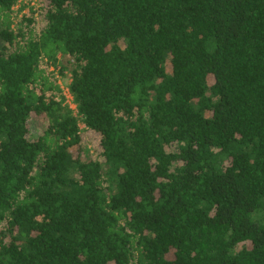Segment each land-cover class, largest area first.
Masks as SVG:
<instances>
[{"label":"trees","instance_id":"16d2710c","mask_svg":"<svg viewBox=\"0 0 264 264\" xmlns=\"http://www.w3.org/2000/svg\"><path fill=\"white\" fill-rule=\"evenodd\" d=\"M31 2L0 0V264H264V0Z\"/></svg>","mask_w":264,"mask_h":264},{"label":"rangeland","instance_id":"374dc122","mask_svg":"<svg viewBox=\"0 0 264 264\" xmlns=\"http://www.w3.org/2000/svg\"><path fill=\"white\" fill-rule=\"evenodd\" d=\"M32 2H31V4L33 5H35V0H31ZM24 3H26L27 4V2H24ZM24 12H26V11H24ZM59 83H60V86H61V89H62V91H63V94H64V96H65V102H66V104L69 106V108L71 109V110H73V112H74V114H76V110H75V105H74V103L72 102V97H70V95H69V93H68V90H67V84L69 83V79L67 78L66 80H64V79H59ZM40 121L38 120V122H33L32 124H31V128L32 129H40L41 128V124L39 123ZM79 127H80V129L84 132L85 131V127L82 125V124H80L79 125ZM256 216H254L253 217V219H256L255 218Z\"/></svg>","mask_w":264,"mask_h":264}]
</instances>
